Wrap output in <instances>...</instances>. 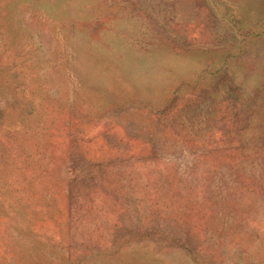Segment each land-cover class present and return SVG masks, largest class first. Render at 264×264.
Listing matches in <instances>:
<instances>
[{
	"label": "rangeland",
	"instance_id": "rangeland-1",
	"mask_svg": "<svg viewBox=\"0 0 264 264\" xmlns=\"http://www.w3.org/2000/svg\"><path fill=\"white\" fill-rule=\"evenodd\" d=\"M0 264H264V0H0Z\"/></svg>",
	"mask_w": 264,
	"mask_h": 264
}]
</instances>
